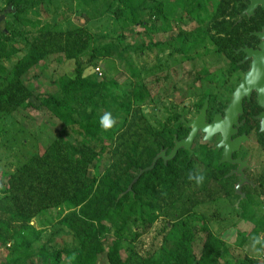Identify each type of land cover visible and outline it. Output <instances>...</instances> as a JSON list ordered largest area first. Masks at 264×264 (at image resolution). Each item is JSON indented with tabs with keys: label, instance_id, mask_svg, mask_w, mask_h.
I'll return each mask as SVG.
<instances>
[{
	"label": "trees",
	"instance_id": "obj_1",
	"mask_svg": "<svg viewBox=\"0 0 264 264\" xmlns=\"http://www.w3.org/2000/svg\"><path fill=\"white\" fill-rule=\"evenodd\" d=\"M1 1L0 11L9 8L6 16L15 17L34 4V0ZM117 1L112 10L115 18L124 11L133 17L134 11L144 8L145 3V0ZM247 4L248 0L181 3L183 18L188 17L194 25L189 31L178 29L175 34V43L182 50L181 57L187 59V52L197 49L200 42H207L234 65L235 50L251 37L252 30L264 24V7L259 6L252 15H242L238 20ZM161 5L162 1L156 0L147 9L150 16L161 21L159 29L168 31L171 25L163 15ZM4 21L3 30H0V58H8L21 47L25 51L8 69L0 64V113L15 115L20 111L44 109L57 119L58 126L48 123L49 132L44 135L45 123L36 125L39 134L34 129L32 133L36 135L41 151L34 152L2 176L5 186L0 188V221H13L18 228H27L33 217L53 211L60 215L75 242L73 249L68 251L69 264H125L120 255L121 243L134 240L158 215L172 209L173 204L185 195L187 188L195 183L188 179L189 173H201V169L193 164L196 158H188L179 150L165 162L158 158L151 169L137 176L161 148L166 152L169 150L171 127L163 125L160 135L159 123L153 127L146 122L140 107L149 90L141 82L119 99L108 93L107 87L115 86L114 81L90 84L82 77L84 61L79 55L83 51L89 48L88 59L106 58L116 47L109 43L95 44L90 32L80 26L14 32ZM120 35L117 33L115 37L122 39L123 35ZM52 53H61L64 58L74 60L72 74L57 79V93L33 94V80L37 75L28 78V73L44 56ZM127 71L131 77L139 75L134 66L129 65ZM200 74V71H194L192 78L196 79ZM93 85H97V91L85 94V87ZM181 99L182 96L178 101ZM108 102L121 112L118 124L111 130L102 128L100 119L103 115L95 111ZM77 107L82 109L77 110ZM73 115L79 116L81 121L76 122ZM168 115L167 123L170 124L171 113ZM70 125L75 134L74 142L64 137ZM97 145H100L98 149L95 148ZM130 182V188L126 190ZM201 186L186 194H201ZM185 201L187 207L201 202L190 196ZM173 225L164 221L160 226L171 245L160 248L158 262L150 263L135 254H130L127 259L136 258L131 260L132 264H264V259L259 256L247 254L239 261L232 260L228 246L204 225L195 230H177ZM40 233L36 229L12 240V245L0 256V264H24ZM108 233L112 240L104 246L102 238ZM258 235H253L255 241ZM257 241L260 255L264 254V246ZM46 254L52 255L54 261L51 264L60 262V250Z\"/></svg>",
	"mask_w": 264,
	"mask_h": 264
},
{
	"label": "rangeland",
	"instance_id": "obj_2",
	"mask_svg": "<svg viewBox=\"0 0 264 264\" xmlns=\"http://www.w3.org/2000/svg\"><path fill=\"white\" fill-rule=\"evenodd\" d=\"M155 1L145 0L144 8H137L133 17L124 11L115 18L112 15V10L118 4L117 0H34L33 6L25 13L16 17L7 15L4 22L6 27L14 32H35L39 28L65 29L70 26H80L90 32L95 44L114 45L115 51L106 58L88 59L89 48L83 51L79 55L83 56L84 61L82 77L90 84L114 81L116 85H109L108 93L119 99L132 86L137 87V84L141 82L149 90V95L145 98L140 110L144 114L146 122L157 127L160 120L165 119L176 108L175 96L181 88H202L207 80V76L202 72L223 65L225 61L223 56L207 42H200L197 49L187 52V59L181 57L182 50L175 43V34L178 29L189 31L194 26L191 19L186 16L183 18L184 13L180 10L181 3L183 5H187L189 2L194 4L197 0H161L162 13L171 25V29L168 31H161L159 18L149 15L147 8ZM2 6L3 2L0 0V8ZM207 8L209 7L207 6ZM117 33L123 35L122 39L115 37ZM24 51L25 48L21 47L8 58H0V64L8 69ZM97 64H100L102 68L100 75L94 72V67ZM129 65L139 70V75L135 78L128 74L127 67ZM74 66V60L64 58L61 53L44 56L28 73V78L33 74L37 75L33 80V94L57 93V79L71 76ZM191 71H200L201 74L198 78L193 79ZM28 78H26V82H28ZM96 89L97 85L87 86L84 89L85 94L97 91ZM80 109L82 108L77 107V110ZM95 111L102 115L110 112L115 119L114 126L118 124L121 112L111 102H108L104 107L98 106ZM129 116L131 117V112ZM73 117L76 122L81 121L79 116L73 115ZM43 123H45L44 135L49 132L46 127L48 123L58 126L57 119L51 117L44 109L20 111L15 115L0 113V188L5 186L2 176L34 152L41 151V145L37 141L36 135L33 134V129L39 134L35 126H43ZM66 131L64 132L65 139L74 142L75 134L71 125L69 128L67 127ZM99 146L97 145L95 148L98 149ZM199 187L200 185L194 183L187 188L185 194ZM183 198L184 194L178 203L173 204L172 209L162 213L163 218L156 220L148 228L146 234H142V232L134 240L121 243L120 255L125 260V264H132L131 260L136 259L134 257L131 260L127 259L130 254L137 255V258L147 259L150 263L158 262L161 258L160 248L171 245L168 235L160 230V226L164 221L173 218L172 212L177 209L179 201ZM36 229L41 231L40 236L31 245L32 252L24 260V264H51L54 259L49 253L54 250L61 251L58 264H69L68 251L73 249L75 242L60 215L53 211L40 213L33 217L27 228H18L16 222L7 223V221L1 220L0 256L5 253V248L12 245V240L25 236ZM213 234L227 241L229 257L232 260L239 261L244 254L259 256L261 253L260 249L253 248L252 238H245L244 233L235 235L231 232L221 234L214 232ZM111 240L110 233L102 238L104 246H107Z\"/></svg>",
	"mask_w": 264,
	"mask_h": 264
},
{
	"label": "flooded vegetation",
	"instance_id": "obj_3",
	"mask_svg": "<svg viewBox=\"0 0 264 264\" xmlns=\"http://www.w3.org/2000/svg\"><path fill=\"white\" fill-rule=\"evenodd\" d=\"M4 10L0 30H3L2 22L10 9ZM261 26L252 30L251 37L235 50L234 65L224 57L223 65L203 71L207 80L202 88H181L175 96L176 108L171 112L170 124L167 123L170 115H167L160 120L158 129L161 135L163 125H170L172 147L174 139L180 140L187 135L190 127L186 123L199 113L205 101L203 122L210 125L215 118L217 127L209 128L206 139H203L204 132L198 129L189 145L190 153L182 147L176 150L185 152L188 158H196L193 164L205 177L202 193L185 194L172 212L173 218L166 220L167 225L173 223L177 230H195L204 225L212 234L244 233L245 238H252L253 248H259L255 244L257 240L261 247L264 246V76L259 66L241 89L240 109L234 111L228 103L249 69L250 58H244L242 48H257L259 39L253 32ZM180 96L182 99L178 101ZM230 119L233 121H228ZM226 133L227 139L222 138ZM161 149L164 154L169 152ZM189 196L201 202L187 207L185 200ZM159 218L163 215H158L153 223ZM256 234L259 235L255 241L253 235ZM218 238L228 246L227 241ZM259 257L264 259V254Z\"/></svg>",
	"mask_w": 264,
	"mask_h": 264
},
{
	"label": "water",
	"instance_id": "obj_4",
	"mask_svg": "<svg viewBox=\"0 0 264 264\" xmlns=\"http://www.w3.org/2000/svg\"><path fill=\"white\" fill-rule=\"evenodd\" d=\"M258 6L264 7V0H248V4L239 13L238 20L241 18L242 15H245L247 17L252 15L254 12V9H256ZM4 15H5V10L0 12V20L3 18ZM253 33L259 39V42H258L256 49L246 48V47L242 48V51L245 54L244 58H250V61L248 64L249 69L244 73L243 78L240 80L236 89L233 91L230 102L228 103V107H234L235 108L234 111H237L238 109H240V98L239 97L241 94L240 93L241 89L250 80V77L256 71V68L258 66L260 67L259 71L264 76V25L261 26L260 30L254 31ZM262 79L264 80V77ZM205 105H206V103L204 101L203 105L199 109V113L194 118H192L190 121H188L186 123L190 127L187 135L180 140L174 139L173 146L171 147V149L169 150V152L167 154H164V150H162V149L159 150L151 159L150 164L138 171L137 176L142 171L147 170V169H151L153 167L155 161L158 158H161L163 162L172 158L178 147H182V148L186 149L188 151V153H190L191 150L189 148V145H190V143H191V141H192V139H193V137H194V135L198 129L201 130L202 132H204L203 139L209 138V128L211 130H214L217 127V125L215 122V118H214V121L210 125H206L203 122V114H204V110H205ZM228 121H233V119H230ZM222 138L227 139V133H226V135H223ZM135 178H133L132 182L134 181ZM132 182H130L128 184L126 190H128L130 188V185Z\"/></svg>",
	"mask_w": 264,
	"mask_h": 264
},
{
	"label": "clouds",
	"instance_id": "obj_5",
	"mask_svg": "<svg viewBox=\"0 0 264 264\" xmlns=\"http://www.w3.org/2000/svg\"><path fill=\"white\" fill-rule=\"evenodd\" d=\"M100 124H101L103 129L108 130L114 126L115 119L113 118V116L110 112H106L101 117ZM188 179L191 181H195V183L197 185H200L203 183L205 177H204L203 173H200V174L189 173ZM257 242H259V241H257Z\"/></svg>",
	"mask_w": 264,
	"mask_h": 264
},
{
	"label": "built area",
	"instance_id": "obj_6",
	"mask_svg": "<svg viewBox=\"0 0 264 264\" xmlns=\"http://www.w3.org/2000/svg\"><path fill=\"white\" fill-rule=\"evenodd\" d=\"M101 66H100V64H98V65H96L95 67H94V72H95V74H97V75H100L101 74Z\"/></svg>",
	"mask_w": 264,
	"mask_h": 264
}]
</instances>
